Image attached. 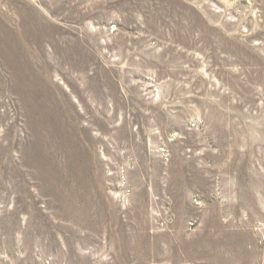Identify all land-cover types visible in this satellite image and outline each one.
Instances as JSON below:
<instances>
[{
	"label": "rangeland",
	"instance_id": "374dc122",
	"mask_svg": "<svg viewBox=\"0 0 264 264\" xmlns=\"http://www.w3.org/2000/svg\"><path fill=\"white\" fill-rule=\"evenodd\" d=\"M0 264H264V0H0Z\"/></svg>",
	"mask_w": 264,
	"mask_h": 264
}]
</instances>
